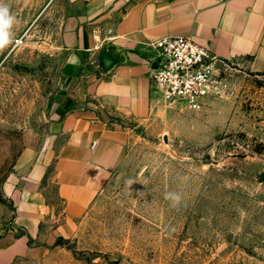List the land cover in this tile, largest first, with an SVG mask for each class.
Wrapping results in <instances>:
<instances>
[{"label":"rangeland","instance_id":"rangeland-1","mask_svg":"<svg viewBox=\"0 0 264 264\" xmlns=\"http://www.w3.org/2000/svg\"><path fill=\"white\" fill-rule=\"evenodd\" d=\"M73 2L4 0L17 23L0 52V264H264V72L224 61L203 108L159 100L145 125L116 121L60 72ZM80 119L121 150L69 212L56 162Z\"/></svg>","mask_w":264,"mask_h":264},{"label":"crops","instance_id":"crops-1","mask_svg":"<svg viewBox=\"0 0 264 264\" xmlns=\"http://www.w3.org/2000/svg\"><path fill=\"white\" fill-rule=\"evenodd\" d=\"M74 1L62 25L60 42L69 52L60 72L116 121L139 126L155 119L152 42L165 35L190 36L221 60L264 72V0ZM70 134L74 139L62 145L56 162L57 190L69 212L86 206L121 150L91 120H78Z\"/></svg>","mask_w":264,"mask_h":264},{"label":"built area","instance_id":"built-area-1","mask_svg":"<svg viewBox=\"0 0 264 264\" xmlns=\"http://www.w3.org/2000/svg\"><path fill=\"white\" fill-rule=\"evenodd\" d=\"M152 45L150 82L160 101L197 111L224 92V60L206 46L186 35H165Z\"/></svg>","mask_w":264,"mask_h":264},{"label":"clouds","instance_id":"clouds-1","mask_svg":"<svg viewBox=\"0 0 264 264\" xmlns=\"http://www.w3.org/2000/svg\"><path fill=\"white\" fill-rule=\"evenodd\" d=\"M17 23L16 17L10 13L9 6L0 0V52L13 43L9 30ZM165 199L170 201V206L179 208L183 204V197L177 192H167ZM174 230V229H173Z\"/></svg>","mask_w":264,"mask_h":264},{"label":"water","instance_id":"water-1","mask_svg":"<svg viewBox=\"0 0 264 264\" xmlns=\"http://www.w3.org/2000/svg\"><path fill=\"white\" fill-rule=\"evenodd\" d=\"M219 62H222V60H219ZM120 264H129V263L126 262V261H124V260H122V261L120 262Z\"/></svg>","mask_w":264,"mask_h":264}]
</instances>
